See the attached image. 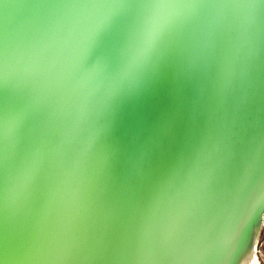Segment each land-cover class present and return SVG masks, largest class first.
Listing matches in <instances>:
<instances>
[{
  "label": "snow or ice",
  "instance_id": "6c2138e0",
  "mask_svg": "<svg viewBox=\"0 0 264 264\" xmlns=\"http://www.w3.org/2000/svg\"><path fill=\"white\" fill-rule=\"evenodd\" d=\"M120 15L111 14L91 40ZM186 25L172 14L137 28L144 42L92 111L82 145L62 139L54 108L0 107V264H152L153 250L170 249L205 224L212 230L220 215L227 228L208 241L200 264H238L264 213V133L252 138L237 120L223 135L216 87L197 120H186L178 93L167 90ZM145 93L160 110L129 153L117 134L120 108ZM176 186L179 204L161 220L160 202Z\"/></svg>",
  "mask_w": 264,
  "mask_h": 264
},
{
  "label": "water",
  "instance_id": "95a60500",
  "mask_svg": "<svg viewBox=\"0 0 264 264\" xmlns=\"http://www.w3.org/2000/svg\"><path fill=\"white\" fill-rule=\"evenodd\" d=\"M118 12L117 23L93 42L92 34ZM172 14L183 15L187 25L167 90L178 93L186 120H197L216 87L223 135L237 120L252 138L264 133V0H0V107L7 101L10 107L32 102L35 111L54 108L62 139L71 147L82 145L92 111L103 105L144 42L146 33L137 34V28ZM159 110V100L147 93L123 103L117 134L129 153ZM179 200V186L165 193L159 219L173 213ZM226 228L227 219L217 216L212 230L206 224L197 227L194 237L153 250L148 259L152 264H200L208 241ZM263 230L261 213L238 264H261Z\"/></svg>",
  "mask_w": 264,
  "mask_h": 264
},
{
  "label": "built area",
  "instance_id": "2783aa9c",
  "mask_svg": "<svg viewBox=\"0 0 264 264\" xmlns=\"http://www.w3.org/2000/svg\"><path fill=\"white\" fill-rule=\"evenodd\" d=\"M262 244H259V247H258V254H259V256L260 257H262V262H261V264H264V253H263V251H262Z\"/></svg>",
  "mask_w": 264,
  "mask_h": 264
},
{
  "label": "rangeland",
  "instance_id": "374dc122",
  "mask_svg": "<svg viewBox=\"0 0 264 264\" xmlns=\"http://www.w3.org/2000/svg\"><path fill=\"white\" fill-rule=\"evenodd\" d=\"M260 244H262V248L261 249H262V251L264 253V230H263V233H262V236H261ZM260 261L262 262V257H260Z\"/></svg>",
  "mask_w": 264,
  "mask_h": 264
}]
</instances>
